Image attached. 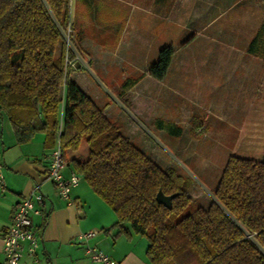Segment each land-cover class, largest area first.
I'll return each mask as SVG.
<instances>
[{
    "label": "trees",
    "instance_id": "1",
    "mask_svg": "<svg viewBox=\"0 0 264 264\" xmlns=\"http://www.w3.org/2000/svg\"><path fill=\"white\" fill-rule=\"evenodd\" d=\"M68 29L75 48L81 38L70 0H0V113L16 144L40 133L49 146L58 142L71 171L115 214L113 227L146 241L148 264H264V80L213 199L202 203L191 196L189 178L172 166L162 169L137 149L70 79L66 58L75 55L63 37ZM245 51L264 60V18ZM172 54L168 47L159 51L150 77L164 78ZM137 81L126 79L117 94L136 116L152 105L142 96L131 100L128 91ZM152 125L170 137L182 134L171 121ZM159 191L175 195L170 209L157 202Z\"/></svg>",
    "mask_w": 264,
    "mask_h": 264
},
{
    "label": "rangeland",
    "instance_id": "2",
    "mask_svg": "<svg viewBox=\"0 0 264 264\" xmlns=\"http://www.w3.org/2000/svg\"><path fill=\"white\" fill-rule=\"evenodd\" d=\"M181 1L112 0L108 5L107 1L99 0L93 3L94 10L84 15L95 26V23L101 25L110 21H122L130 8L134 7L131 10L132 21L125 41L128 36H132L133 27L137 23H152V37L139 49L140 62L152 65L157 61L159 51L168 47L173 51L168 67V81L179 79L185 69H198V72H192L183 79L189 83L188 92H196L197 104L193 100H183L185 97L180 98L169 88H161L162 96L169 97L166 102L168 107L165 109L159 103L162 108L158 105L155 112L158 116L169 119L177 117L181 106L185 105L187 108L191 107L190 111L202 120L205 115H209L204 108L198 106L210 104L209 129L205 135L202 134L192 141L186 133L179 139H174L177 144L174 147L123 103H118L119 106L114 100L116 82L119 83L124 75H136H131L135 71L129 67L128 62L124 60L123 63L121 56L115 59L114 64L107 66L109 74L107 79H103L95 72V66L88 58H81L83 61L80 59L81 54L79 56L78 49L77 52L75 50L77 45L74 48L67 43L68 50L75 55L69 75L74 77V70H78L75 64L80 63L79 69L83 76L98 90L102 100L111 104V112L116 117L114 124L119 132L162 169L172 166L189 178L194 184L191 196L207 203L213 199L212 193L238 138L241 121L251 100L257 95L258 84L264 80V62L260 63L244 52L245 45L247 46L264 18V1L197 0V6L190 9L188 16H183L185 22L179 24L176 22V14ZM195 1L187 0V5L191 2L195 4ZM89 34L94 38L96 31L90 28ZM125 41L117 48L119 54L124 50ZM140 41L145 39L140 38ZM96 77L108 91L97 84ZM158 89L160 87H157V91ZM162 99L164 98L161 97L160 100ZM125 131L130 132V135L127 136ZM189 140L191 143L185 148ZM141 242L147 245L144 239Z\"/></svg>",
    "mask_w": 264,
    "mask_h": 264
},
{
    "label": "crops",
    "instance_id": "3",
    "mask_svg": "<svg viewBox=\"0 0 264 264\" xmlns=\"http://www.w3.org/2000/svg\"><path fill=\"white\" fill-rule=\"evenodd\" d=\"M95 1L97 3L99 0H79L78 2L70 0V18L71 21L76 23L80 31L81 39L77 43L79 56L81 54L80 59L88 58L95 66V72L103 79H107L106 76L109 74L106 70L107 66L114 64L117 57L121 56L123 63H125L124 60L128 62L129 67H132L133 71H135L131 75H136H124L119 83L116 82L117 85L114 88L116 99L114 100L117 104H120L117 94L126 79H137V83L128 91L131 100L136 96L152 100L151 108L144 110L138 117L151 129L158 132L167 143L177 147L174 139H179L186 133L193 139L192 141L202 134L205 135L209 129L210 104L204 107L198 106V108H204L209 115L208 117L205 115L202 120L190 111L191 107L187 108L185 105L181 106V112H179L177 117L169 119H164L155 112L159 103L162 104L161 106H165V109L168 107L166 102L169 97L165 98V95L162 96L163 91L161 88H169L171 92H175L180 98L183 99L185 97L183 100L187 102L193 100L197 104L196 92L192 93L190 91L191 94H189L187 87L189 83L183 79L192 72H198V69L183 70L179 75V79L173 82L167 80L169 69H167L166 75L161 81L150 77L149 68L151 65H147L149 63L145 65L144 62L141 63L138 55L141 45H145L146 40L152 37L151 32L154 27L152 23L147 25L137 23L133 27L132 36H128L129 38L125 41V36L132 21L131 10H134V7L130 8L122 21H110L101 25L95 23V26H92V23L88 21V17L86 18L84 14H90L94 10L95 5L93 3ZM105 1L109 5L112 0ZM195 2V4L191 2L187 5V0L181 1L176 14L177 23L183 24L185 22L183 16H188L190 9H194L197 6L198 1L196 0ZM147 13H150V11H147ZM109 18L111 17L109 16ZM153 25H155L154 22ZM90 28L96 31L94 38L89 34ZM140 38L145 39V41H142L143 44ZM124 41V50L119 54L117 48L119 49ZM245 50L246 45L244 48L246 53ZM251 58L257 59L260 63L264 62L252 56ZM75 67L78 68V70H74L77 73H74V77L69 75L70 79L99 108L103 109L105 117L115 123L114 118L116 117L111 112V104L103 101L98 90L94 88L88 78L83 76L80 72V63L76 62ZM95 81L105 91L107 90L97 77ZM157 87H160L158 91ZM161 97L164 99L160 100ZM155 119L174 122L182 129L181 136L170 137L165 132L156 130L152 125ZM194 126L199 127L194 129ZM125 134L128 136L130 132L125 131ZM189 143H191L190 140L184 147L186 148ZM197 145H199V142ZM54 146V144L49 146L46 141V135L42 133L36 134L27 143L16 144L10 123L0 113V157L3 163L2 173L6 186L4 191H0V262L3 260V237L11 223L12 214L21 198L31 194L34 187L38 186L44 197L43 216L32 217V223L41 237V264H92L84 254L86 244L95 246L118 264H148L145 257L147 245L141 242L142 238L140 239L134 234L127 236L120 233L119 228L113 227L116 222L115 214L90 190L82 179L70 192L72 204L58 197L53 183L45 180V173L49 167ZM71 170V166L66 163L63 176L67 178ZM89 231H96L97 233L86 243L83 235ZM19 264L32 263L28 258H23Z\"/></svg>",
    "mask_w": 264,
    "mask_h": 264
},
{
    "label": "built area",
    "instance_id": "4",
    "mask_svg": "<svg viewBox=\"0 0 264 264\" xmlns=\"http://www.w3.org/2000/svg\"><path fill=\"white\" fill-rule=\"evenodd\" d=\"M69 33L68 29L67 34H63L66 44H70ZM66 64L71 67L72 60L66 58ZM2 167L3 163L0 157V191H4L6 187ZM65 167L66 163L57 142L51 152V161L45 173V180L53 183L60 199L72 204L70 192L80 182L81 176L75 171H70L69 176L65 178L63 176ZM43 205L44 197L38 186L34 187L31 194L21 198L12 214L11 223L4 233L3 260L0 264H19L23 258H28L32 264H41V237L33 226L32 217L43 216ZM96 233V231L85 233L83 238L86 243ZM84 254L92 264H118L93 245L86 244Z\"/></svg>",
    "mask_w": 264,
    "mask_h": 264
},
{
    "label": "water",
    "instance_id": "5",
    "mask_svg": "<svg viewBox=\"0 0 264 264\" xmlns=\"http://www.w3.org/2000/svg\"><path fill=\"white\" fill-rule=\"evenodd\" d=\"M175 197V195L171 196H164L162 192H158L156 195V200L159 204L163 205L164 207L170 209L171 208V202L172 199Z\"/></svg>",
    "mask_w": 264,
    "mask_h": 264
}]
</instances>
